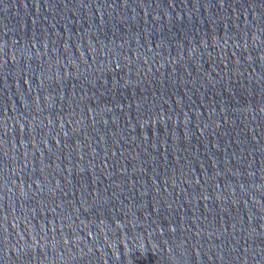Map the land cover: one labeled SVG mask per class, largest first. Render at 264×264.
<instances>
[{"label":"water","instance_id":"1","mask_svg":"<svg viewBox=\"0 0 264 264\" xmlns=\"http://www.w3.org/2000/svg\"><path fill=\"white\" fill-rule=\"evenodd\" d=\"M0 264H264V0H0Z\"/></svg>","mask_w":264,"mask_h":264}]
</instances>
